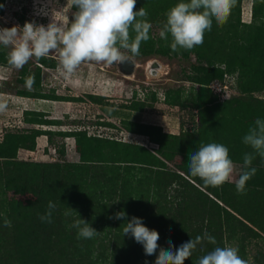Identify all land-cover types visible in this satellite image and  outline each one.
<instances>
[{"label":"trees","instance_id":"obj_1","mask_svg":"<svg viewBox=\"0 0 264 264\" xmlns=\"http://www.w3.org/2000/svg\"><path fill=\"white\" fill-rule=\"evenodd\" d=\"M144 1H148L144 3L148 10L152 6L154 15H166L181 2ZM3 2L0 0V14ZM240 4L241 0H237V25L220 26L213 21L211 32L205 33L204 42L195 49L173 52L169 34L167 40L162 38L156 46L149 44L135 55L188 59L189 53H194L196 62L186 79L199 87L198 103L194 104L197 128L187 142L179 135L162 132L160 126L130 122L128 125L135 127L130 133L149 137L158 147L148 150L138 144L72 134L80 149L78 162L41 163L17 161V151H33L35 139L49 132L32 130L26 140L18 134L4 135L0 141V264H155L156 255H146L142 244L123 235L126 220L110 219L120 211L127 213L128 220L139 217L149 229L157 230L160 248L167 249L170 240L178 249L205 232L215 238V245L207 240L198 245L184 264H197L200 257L217 246H234L241 255L247 237L264 239V194H256L260 186L253 183L262 180L264 187V159L253 160L251 167L257 172L247 182L246 194H239L235 184L205 186L188 169L190 153L201 143L214 142L225 145L230 158L243 170L244 154L253 151L243 143V137L258 118L264 119V99L252 97L264 92V22L245 34L238 31V26L243 25ZM257 11L253 4L252 17L257 18ZM224 44L229 52L223 53V67L216 66L215 59L221 55L218 47ZM40 60L51 68L56 65L55 60ZM0 65H10L2 53ZM234 72L238 74L236 90L241 96L217 102L219 95L209 89L210 83L221 84L225 75ZM29 77H34L31 85L27 83ZM16 82L38 87L40 71L30 73L23 68ZM16 93L29 95L25 91ZM164 101L168 102L167 94ZM35 115L45 116L42 112ZM55 121L42 120L38 124L54 125ZM27 141L31 142L29 146L25 145ZM174 155L182 157L175 170L161 169L164 162L158 156L172 162ZM13 194L32 197L35 207L11 206ZM49 201L56 204L52 223L41 222L39 217L46 213ZM69 207L73 210L66 216ZM4 217L11 221V227L3 226ZM80 218L99 232L93 239H77V230L69 228ZM253 264H264V254L258 253Z\"/></svg>","mask_w":264,"mask_h":264},{"label":"rangeland","instance_id":"obj_2","mask_svg":"<svg viewBox=\"0 0 264 264\" xmlns=\"http://www.w3.org/2000/svg\"><path fill=\"white\" fill-rule=\"evenodd\" d=\"M144 3L148 1L137 0L134 11L145 7ZM253 4L258 9L257 18L252 17ZM22 5L24 9L20 12ZM240 7V20L243 25L238 26V31L242 30L245 34L251 31L252 27L264 22V0H241ZM145 8L152 28L149 32L150 39L142 42L139 50H145L149 44L156 46L160 43L162 38L159 33L166 22L165 14L154 15L152 6L149 10ZM76 11L71 0H4L0 23L4 28L15 26L21 29L26 23L47 27L50 23L56 22L69 26ZM235 18V7H233L224 25H237ZM131 35L135 34L131 33ZM195 48L197 47L193 49ZM218 48L217 52L221 55L215 59V65L223 67L220 63L224 57L223 53L229 51L225 44ZM10 51L11 48L0 45V54H4L6 59ZM126 55L131 56L130 53ZM41 58L44 62L55 60V67H49L35 56L19 69L12 65H0V105L3 106L0 108V141L6 134H18L26 140V137H30L32 130H44L50 133L39 135L35 139L33 151L19 149L17 161L78 162L80 149L72 134L79 136L85 134L122 143L138 144L148 150L158 147L150 142L149 137L130 133L135 130L134 126L128 125L130 122L160 126L162 132L179 135L185 142L197 128L198 111L194 109V106L198 103L199 87L186 79V75L191 74V65L196 62L192 51L188 59L132 56L137 66L129 79L121 76L116 68H111L102 62H83L72 74H67L60 66L57 51H52L48 56ZM154 61L160 67L155 76L149 77L148 70ZM23 68L30 73L39 70L41 85L30 87L17 83L16 78ZM237 78V72L224 76L221 85H225L227 89L223 91L224 97L219 96L217 102L241 96L236 90ZM17 91L29 92V95L21 96L16 93ZM35 94L46 97H35ZM165 94H167V103L164 101ZM153 97L156 100H153ZM252 97L264 99V92L253 94ZM107 111L111 112V115L108 116ZM41 112L45 116L35 115ZM40 119L43 122L44 120L57 121L54 125H39ZM57 130L62 133H54ZM149 133L152 132L149 131ZM30 143L27 141L25 145L29 146ZM96 151L98 152L99 148ZM158 157L164 162L160 166L163 170L174 171L175 166L182 162L181 155H174L172 162L165 161L161 156ZM262 160L258 155L254 159V161ZM235 165L236 172L233 179L224 184H235V180L238 179L242 167L239 164ZM261 181L253 182L260 186L256 189L259 192L256 193L258 195L260 192L264 194ZM10 200L11 206L14 207H35L36 205L32 197L23 194L10 195ZM244 245V253L240 257L248 264H253L254 257L258 253L264 254V239L247 237Z\"/></svg>","mask_w":264,"mask_h":264},{"label":"clouds","instance_id":"obj_3","mask_svg":"<svg viewBox=\"0 0 264 264\" xmlns=\"http://www.w3.org/2000/svg\"><path fill=\"white\" fill-rule=\"evenodd\" d=\"M237 0H181L166 13V22L159 33L167 40L171 36V50H192L204 42L206 32H211L213 21L225 24ZM137 0H71L78 10L69 26L50 23L34 25L26 23L23 28H0V45L11 48L8 63L22 68L33 56L46 57L52 51L59 54L63 71L72 74L83 62H98L106 65L131 60L139 54L140 45L150 39L152 24L148 22L145 7L134 11ZM2 7V6H0ZM24 5L20 8V12ZM21 14V13H20ZM134 33L135 35H131ZM131 53V56L126 55ZM34 77L27 78L28 85ZM3 106L0 105V108ZM243 143L253 151L243 156V170L235 180L237 192L246 194L247 182L255 176L257 169L251 167L256 155L264 159V119H257L243 137ZM189 173L203 180L205 186L220 187L233 179L236 165L230 158L229 149L220 143H201L189 155ZM56 204L49 201L47 211L40 215L41 222L52 223ZM73 209L65 212L70 215ZM110 219H124L123 235L132 236L143 245L146 255H156L155 264H184L197 246L204 240L215 245L216 240L207 232L183 243L177 249L169 240L167 249L160 248L159 232L149 229L143 220L133 216L130 220L124 211L117 212ZM4 227H11V221L4 217ZM77 230V239H93L99 232L86 220L80 218L69 225ZM158 253V255H157ZM197 264H248L241 258L236 247H215L200 257Z\"/></svg>","mask_w":264,"mask_h":264},{"label":"water","instance_id":"obj_4","mask_svg":"<svg viewBox=\"0 0 264 264\" xmlns=\"http://www.w3.org/2000/svg\"><path fill=\"white\" fill-rule=\"evenodd\" d=\"M0 26L2 28H4L1 23H0ZM136 66H137L136 63L132 58H131V60H128V61H124L121 63H115L114 62V64L109 65V67H111V68H116L118 73L127 79H129V78H131V76H133L135 69H136ZM159 67H160V65L156 61L152 62L150 67H149V70H148L149 77L155 76L156 71Z\"/></svg>","mask_w":264,"mask_h":264},{"label":"built area","instance_id":"obj_5","mask_svg":"<svg viewBox=\"0 0 264 264\" xmlns=\"http://www.w3.org/2000/svg\"><path fill=\"white\" fill-rule=\"evenodd\" d=\"M209 89L216 95H219L221 98L224 97L223 91L226 90L225 85H221L217 82H211L209 85Z\"/></svg>","mask_w":264,"mask_h":264},{"label":"crops","instance_id":"obj_6","mask_svg":"<svg viewBox=\"0 0 264 264\" xmlns=\"http://www.w3.org/2000/svg\"><path fill=\"white\" fill-rule=\"evenodd\" d=\"M107 115L109 116V115H111V112H109V111H107ZM140 123H143V122H140ZM145 124V123H144ZM147 124H149V123H147ZM151 124V123H150Z\"/></svg>","mask_w":264,"mask_h":264}]
</instances>
